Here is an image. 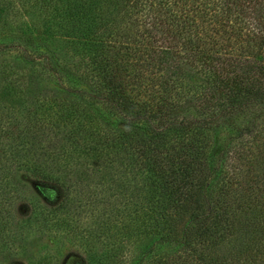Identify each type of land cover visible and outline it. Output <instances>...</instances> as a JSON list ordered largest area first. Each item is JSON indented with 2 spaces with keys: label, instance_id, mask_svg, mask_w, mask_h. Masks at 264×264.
Segmentation results:
<instances>
[{
  "label": "trees",
  "instance_id": "16d2710c",
  "mask_svg": "<svg viewBox=\"0 0 264 264\" xmlns=\"http://www.w3.org/2000/svg\"><path fill=\"white\" fill-rule=\"evenodd\" d=\"M23 5L62 36L28 29L0 41V91L24 103L17 121L0 111V167L18 145L25 157L29 138L60 136L78 156L79 147L100 156L90 170L111 173L110 197L122 211L97 216L93 231L68 213L56 225L60 235L116 238L110 264H264V0ZM45 101L60 119L33 123L32 110ZM224 129L232 132L221 144ZM21 160L22 170L54 187L48 204L31 201L24 217L42 227L68 206L70 185L43 161ZM16 177H0V195ZM92 201L79 199L74 215ZM6 221L0 216V230Z\"/></svg>",
  "mask_w": 264,
  "mask_h": 264
},
{
  "label": "rangeland",
  "instance_id": "374dc122",
  "mask_svg": "<svg viewBox=\"0 0 264 264\" xmlns=\"http://www.w3.org/2000/svg\"><path fill=\"white\" fill-rule=\"evenodd\" d=\"M0 1L3 2L4 7L3 12L0 14V41L8 42L14 36H24L28 29L35 31L33 37L39 36L38 30H40L38 32H43V30L52 31L51 35H54L55 39L62 36L57 34L58 31L53 25L42 27L39 24L40 14L33 8L28 10L27 6L23 5V0ZM33 42L37 43L38 41ZM50 43H57V41L50 40ZM10 53L18 55L17 50L14 49ZM7 54L8 52L3 54L4 57H8ZM49 86L56 87V80L50 81ZM23 104L22 98L19 96L12 100L11 97H7L5 93L0 91L2 119L6 120V114V117H10L8 118L10 121H17ZM32 113L36 115L35 118L37 119L33 120V123L39 120L52 124L60 119L58 108L51 101L43 102L33 109ZM98 113L112 121L115 119L101 105L98 106ZM238 120L239 122L244 121L242 118H238ZM34 131L36 130L34 129ZM231 132L230 129H224L219 133L218 139L221 144L230 137ZM28 134H35V132L30 131ZM28 141L31 145L28 149L25 148V157H22L23 147L20 149L21 146L18 145L16 149L18 154L11 162L4 163L0 167V169L2 168L0 171L1 181L8 178H5V176L9 171H16L17 175L14 180L9 179L8 181L7 179L12 189L6 197L0 195V216L7 218L4 228L0 230V264H110V239L112 242H116V238H108L107 240L95 235L91 236L87 243H84V237H62L60 235L62 229L56 227L57 223H61L66 217L68 218L67 214L70 213V215L76 216L72 222L78 218L79 221L77 219V222L80 225H82L80 223L82 222L93 231L98 223L97 216L106 217L108 215L113 219L122 213L121 209H115L116 204H119L118 201L114 197H110L113 191L112 187L116 185L114 181H108L111 179V173H100L99 175L102 177H98L90 170L91 166H95L97 161L100 160V156L92 155L86 150L87 148L83 150L80 147L78 152L81 156H78L75 154L73 144L57 135L45 139H40L36 135L32 139L29 138ZM48 151L51 152V156L43 158V153ZM21 158H25L26 161H43L44 166L50 170L51 174L58 175L67 184V187L70 185L68 206L64 210L55 211L52 219L42 227L35 222H25L24 217L31 201L36 200L43 204L41 206H44L45 203L48 204L49 196L45 197L46 189L53 190L54 187L51 183L41 182L22 170L23 168L18 165L22 161ZM119 169L125 173L126 177L132 172V170L127 172V168ZM79 199L83 202H87V199L93 201L90 205H85L84 209L83 207L80 208L78 214L74 215L73 212L78 206ZM95 233H98V231ZM112 235L116 237L117 234L113 231ZM132 239L134 240V238ZM135 254H137V251H135Z\"/></svg>",
  "mask_w": 264,
  "mask_h": 264
}]
</instances>
